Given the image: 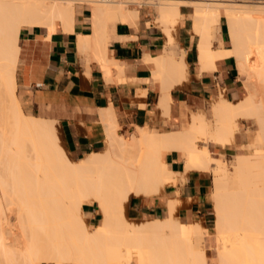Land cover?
Here are the masks:
<instances>
[{"label":"bare ground","instance_id":"1","mask_svg":"<svg viewBox=\"0 0 264 264\" xmlns=\"http://www.w3.org/2000/svg\"><path fill=\"white\" fill-rule=\"evenodd\" d=\"M137 1L0 0V105H4L3 118L7 117L3 121L0 117V264H264V193L258 185L264 181V167H259V162L264 164V148L256 165L253 160L258 155L235 156L236 178L232 181L225 167L209 156V149L200 151L194 142L199 135L208 142L214 138L213 145L230 146L240 129L235 120L255 118L260 129L254 133L252 144L264 145V2ZM77 3L89 4L94 13V32L80 37L79 45L93 49L105 77L113 71L123 75L125 64L105 56L109 20L133 22L137 11L131 5H152L165 46L177 39L174 32L182 18L180 6H194L201 71L212 70L217 61L233 57L246 97L233 103L222 92L213 101L212 135L206 117L194 113L185 130L161 133L135 126L137 133L127 138L117 132L114 111L104 109L100 117L106 124L105 149L71 160L60 145L56 121L23 112L15 93V68L20 29L39 25L51 33L60 25L65 31L71 30ZM221 22L227 24L231 37L229 50L213 47L216 40L222 41ZM164 46L161 55L146 54L143 61L154 67L151 80L161 83L158 107L168 119L170 90L187 80L188 73L184 50L176 58L166 54ZM175 144L184 151L185 173L196 168L218 175L214 173L211 198L216 209L213 232L195 220L190 224L179 221L175 216L178 199H167L163 218L140 223L126 218L130 196L160 195L166 185L176 184L181 174L172 172L162 156ZM231 183L237 185L236 190ZM84 204H97L99 226L88 227ZM200 234L209 237L202 253L194 242V236Z\"/></svg>","mask_w":264,"mask_h":264},{"label":"crops","instance_id":"2","mask_svg":"<svg viewBox=\"0 0 264 264\" xmlns=\"http://www.w3.org/2000/svg\"><path fill=\"white\" fill-rule=\"evenodd\" d=\"M130 7L137 8V18L133 22L118 20L113 25L108 23L106 36L112 41L108 39L105 42L108 45L104 46L108 59L120 61L121 66L122 62L125 63L124 76L113 71L111 76L105 77L102 65L94 59L93 49L79 45L80 37L94 32V13L87 3L76 4L71 30L65 31L58 25L50 33L42 26L33 25L23 26L18 33L15 93L20 106L29 116L41 115L43 119L56 121L61 145L75 160L105 149L106 143L100 150L106 137V124L100 117L104 109L114 111L112 114L119 126L171 132L188 127L189 109L215 100L222 92L229 101L236 102L243 91L233 57L217 61L212 70L201 71L200 37L194 33L195 7L181 5L182 18L174 35L179 52H185L188 79L170 90L167 119V114L158 107L161 83L151 80L154 67L143 61L146 54L151 57L162 54L165 37L152 5L133 4ZM220 34L222 41H216L213 47L218 49L222 46L229 50L232 42L225 22H221ZM211 109L214 113L212 105ZM212 148L221 155L230 146L216 145ZM163 159L172 172L181 174L177 176L180 179L177 178L176 184L166 185L160 195L132 196L128 201V215L132 218H163L165 203L170 198L178 199L175 216L179 221L190 224L197 219L206 220L211 203L209 197L213 194L211 170L191 169L185 173V157L178 149L166 152ZM85 207L86 210L82 208L89 220H96L99 212L95 206L86 204Z\"/></svg>","mask_w":264,"mask_h":264},{"label":"rangeland","instance_id":"3","mask_svg":"<svg viewBox=\"0 0 264 264\" xmlns=\"http://www.w3.org/2000/svg\"><path fill=\"white\" fill-rule=\"evenodd\" d=\"M233 1H235V2H237V3H245V2H248V3H254V4H256V3H258V2H260V1H243V0H233ZM137 2H139V3H148V2H155V0H143V1H137ZM261 2H263V1H261ZM139 3H136V5H141V4H139ZM131 8V7H130ZM132 10H134V11H137V8H131ZM110 21V20H109ZM108 21V23H110L111 25H113V23H115L116 22V20H111L110 22ZM157 21H158V24L159 25H161V23H160V21L157 19ZM218 24H221V23H218ZM227 39H229V38H227ZM217 41V40H216ZM218 42H221V41H218ZM225 45H228V42L227 43H225ZM230 46H231V43H230ZM164 48H165V52H166V54H168V55H170V54H175V56H176V58H179L180 57V54H181V52H179V50H178V45H177V42L175 41V42H171V43H165V46H164ZM240 82V84H242V86H244V83H242L241 81H239ZM244 90V89H243ZM244 93H245V96H243L244 95ZM246 91L244 90V91H242L241 92V96L239 97V98H237L238 99V101H236L237 99H235V100H232V101H236V102H233V103H238L239 101H241L242 100V98L244 99L245 97H246ZM243 96V97H242ZM213 101L214 100H209V101H207L204 105H202V106H200V107H197V108H194V109H189V111H188V120H189V118H190V116H191V114H203V116L204 117H206L207 118V120H208V128H209V133L212 135L213 134V132H215V130L213 131V123H215V113H213L212 112V109H211V105H212V103H213ZM2 102H1V100H0V104H1ZM1 107H0V111H1V109H3V106L4 105H0ZM3 111H4V109L0 112V117H2V121L4 120V119H6L7 117H5V118H3V116H5V115H3ZM27 115V114H26ZM29 116V115H28ZM38 117H41V118H44V117H42L41 115H37ZM239 119V120H238ZM237 120V121H236ZM235 120V126L237 127V128H240L239 129V131L235 134V138H234V141L232 142V145H230V148L228 149V150H226V152H225V154H217V150H214V148H212V147H214V146H216V144H218V143H216V144H214L213 145V140H214V138H212L211 137V141H207L206 139H204L203 137H201V136H199V135H197L196 137H195V139L197 140V141H194L195 142V144H196V147H197V149L198 150H200V151H204V150H206V149H209V156H211L212 158H213V160H217V161H219L220 162V165L221 166H223V168L224 169H226V171L229 173V176H231V179H232V181H235V167H236V160H235V156L237 155V154H239V153H244V154H247V155H250L251 153H252V155L253 154H255V157H256V155H258V157L256 158V159H254L253 160V164H255L254 162H256V164H257V162H259V159L262 157V153H263V146H261V147H256L255 145H253L252 144V142L254 141V137H255V134H256V132L257 131H259V125H258V123H257V119H255V118H253V119H242V118H237ZM187 126H189V122H188V125ZM210 126V127H209ZM130 127V128H129ZM214 128H215V124H214ZM182 130H185V129H182ZM117 132H118V134H119V136H121L122 134H123V137H129V136H131L132 134H136L137 133V129H136V127L134 128V127H132V126H118V130H117ZM252 132V133H251ZM120 133H122V134H120ZM255 133V134H254ZM57 134H58V131H57ZM118 136V135H117ZM250 136V137H249ZM58 137H59V134H58ZM118 138V137H117ZM105 139H106V137H105ZM106 141V140H105ZM59 142H60V139H59ZM249 142V143H248ZM105 143L106 142H104V145H103V147L100 149V150H102L104 147H105ZM215 143V142H214ZM261 143H264V137L262 138V140H261ZM260 143V144H261ZM249 144H251L252 146H250ZM60 145H61V142H60ZM218 145H220V144H218ZM262 145V144H261ZM62 146V145H61ZM172 146H175L174 148L172 147ZM171 147H172V150L173 149H178L179 151L180 150H182V148L180 147V145L179 144H175V145H172ZM244 146V147H243ZM254 146H255V148H254ZM63 147V146H62ZM170 147V148H171ZM252 147V148H251ZM243 148V149H242ZM261 148H262V150H261ZM168 149V148H167ZM242 149V150H241ZM249 149V150H248ZM169 150H171V149H168L167 151H169ZM247 150L249 151V153L247 152ZM165 151H166V149H165ZM164 151V152H165ZM166 151V152H167ZM252 151V152H251ZM165 152V153H166ZM182 153H183V155H184V151L182 150L181 151ZM165 153H163L162 152V156L164 157V154ZM68 156H69V158L71 159V160H75L76 158H74V157H72L71 155H69L68 154ZM222 156H223V158H222ZM185 162H186V160H185ZM214 162V161H213ZM219 162H217L216 163V165L217 164H219ZM255 164V165H256ZM186 165V164H185ZM215 164L213 165L214 167L216 166ZM254 165V166H255ZM213 166H212V169H214L213 168ZM258 166V165H257ZM259 167H264V164L263 163H260L259 162ZM193 169H196V168H193ZM211 172H212V175H213V177L215 178V176L217 175L216 173H215V171H212L211 170ZM220 174L219 175H221L222 174V172L221 171H218ZM217 172V173H218ZM261 173V170H259V171H257V173ZM214 173L216 174V175H214ZM218 176V175H217ZM260 180V179H259ZM259 180H257V182L259 181ZM262 180V179H261ZM259 181L258 182V185H259V189H261L260 191L262 192V194L264 193V181ZM231 181V182H232ZM231 187H232V189H233V187L235 186V190L237 189V185L236 184H234V183H231V185H230ZM214 192L215 191V180H214V182L212 183V186H211V192ZM264 195V194H263ZM262 195V197H263V200H264V196ZM132 196H130V198H131ZM129 198V199H130ZM212 198V195L209 197V199H210V201H211V203L209 204V214L207 215V217H206V220H203V219H197L195 222H199L201 225H203V226H205L208 230H209V232H213V227L215 226V221H216V209H215V202L213 201V199H211ZM261 204H263V208H264V201L261 203ZM260 204V205H261ZM85 205L86 204H84L83 205V207H84V209L86 210V207H85ZM94 206H95V208H96V210L98 211V209H97V204H93ZM127 208H128V202H127V205H126V209H125V215H126V218L129 220V221H131V222H133V223H140V222H142V221H145V220H149V219H151V218H132L131 216H129L128 215V213H127ZM264 210V209H263ZM99 212V211H98ZM263 212V211H262ZM86 213V212H85ZM264 213V212H263ZM100 218H101V214L99 213V215H98V217H97V219L96 220H89V218L87 217V215L85 214V216H84V219H85V221H86V223H87V225H88V227L91 229L94 225H97V226H99V224H100ZM137 221V222H136ZM139 221V222H138ZM183 223H185V222H183ZM195 237V239L197 240V241H195L194 240V242L195 243H197V245H198V247L200 248V252L202 253V252H206V247H208V245H206V239L208 240V238L209 237H207L206 238V236L204 235H202V234H200V235H196V236H194ZM194 237L192 238V239H194ZM206 241V242H205ZM43 264H45V263H43Z\"/></svg>","mask_w":264,"mask_h":264}]
</instances>
